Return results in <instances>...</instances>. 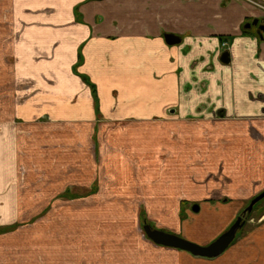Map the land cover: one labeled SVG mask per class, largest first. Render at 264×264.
Here are the masks:
<instances>
[{
	"label": "crops",
	"instance_id": "obj_1",
	"mask_svg": "<svg viewBox=\"0 0 264 264\" xmlns=\"http://www.w3.org/2000/svg\"><path fill=\"white\" fill-rule=\"evenodd\" d=\"M262 15L245 0H0V64L4 70L11 59L5 66L15 82L0 84V104L10 105L0 112V264H264L261 210L215 257L137 232L146 223L206 244L208 232L221 233L240 214L238 201L264 189V30L245 27L254 18L264 24ZM167 34L179 42L167 44ZM198 142L201 169L222 168L205 191L189 187L199 175L191 158V179L179 175L183 153ZM232 169L247 192L216 199L231 212L175 210L182 193L215 199L210 186L228 185ZM103 175L113 185L129 177L125 185H143L139 199L163 201V212L145 220L137 212L126 225L5 230L38 212L22 210L35 177L79 186Z\"/></svg>",
	"mask_w": 264,
	"mask_h": 264
},
{
	"label": "rangeland",
	"instance_id": "obj_2",
	"mask_svg": "<svg viewBox=\"0 0 264 264\" xmlns=\"http://www.w3.org/2000/svg\"><path fill=\"white\" fill-rule=\"evenodd\" d=\"M10 60H11L10 58L3 59V61H5L6 66L8 65ZM5 65H4V70H2L3 65L0 64V72H8L0 75V84L4 86L5 84L8 85L11 83L13 86H15V82H11L10 80V71ZM6 95L8 98L12 94L10 95L7 92ZM1 97L4 98L5 94H2ZM7 109L8 110L10 109L8 100H6L5 106H3V103L0 104V112H4V110L8 111ZM236 127H240V126H236ZM248 128H250L251 131L250 133L251 135H253V138H259L254 136L252 132V126ZM170 135L175 141H179L181 138L179 136V133L177 132H171ZM208 135H209L208 131L207 132L203 131V137H207ZM237 140L238 137H235L234 141ZM199 146L200 147L204 146L203 142H198V144H194L192 146L194 149L193 150L194 153L192 154L189 152L183 153L182 160L184 159V161L181 162L183 166H182L181 174L179 175L182 177V179L183 178L188 179V177L189 179H191L193 175L189 167L190 158H191L192 166L194 165V163H197L196 167L198 168L197 171L199 175L195 181V185H190L189 187L192 190H199L195 188L197 186L198 188H201V191H205V183L211 182V180L214 179V177L219 175L220 171L222 173V168L219 165L221 169L219 168L218 174H214L210 170H205L204 172V169H201V167H203L204 162L206 161V157L203 152L204 150ZM233 146L234 144L230 142V147ZM231 150L234 149L231 148ZM196 158L198 159L196 160ZM155 171L160 172L162 170L150 169V172H155ZM229 174L230 175H229L228 185L222 187H220L219 185L210 186V190L214 189L210 193V196H212V198L215 199L201 201L200 197H196V195H194L193 199H187V196L182 195L183 194L182 193L181 195H179L180 198L178 200H175L174 202L175 210L178 212L179 209V212H192L193 214H198V212H209L210 207L216 206L218 207L217 212H228L229 207L231 212L234 206H230L229 203L223 201L217 202L216 199L218 197L221 198L225 197L227 200H229L228 198L231 197L234 198L240 196L239 195L240 193L244 195L247 192L246 191L247 188H245L242 185V182H240L239 179H236V170L234 169L230 170ZM156 176H157L156 174L152 175V177H156ZM104 177L105 175H103L102 178V180H105V182L103 183H101L102 180L100 181L98 178L94 179L95 181H87L86 178H84L86 184L79 186L74 184H70L68 186L65 185L59 186L57 184V181L60 180L59 178H62L61 176L59 178L57 176L35 177L34 179L37 185L35 184L26 185V188L30 193L25 194L27 197V201H23L22 210L23 212H30L28 207L33 208L35 206L33 209L37 208L38 212L29 213L28 215L22 218L20 223L16 222L12 226L6 227L5 230L13 229L19 226L20 224H33L35 222H38V224L41 225H53V224H61V225H68V224L98 225L99 224L100 226L114 225V224L126 225V224H132L133 220L135 222V216L137 212H139L140 220L146 219L147 212H163V209L161 208L162 205L164 204L163 201H160L158 199H152L146 201L144 199H139L140 197L139 194L142 193L141 189L143 188V185L140 184L139 185L134 184L128 186L125 185L128 184V182L131 180L130 177L128 181L125 183H120L122 180L119 181V179H117L118 180L117 182L119 184L116 185L111 184V182H113V178L111 176L105 177V179ZM47 180L53 183L48 184ZM247 186L254 187L252 186V184ZM65 187L69 188V192L68 190L63 191ZM24 188L25 187H23V189ZM144 188L146 189V187ZM132 189H137L138 193H135ZM220 190H227V192L222 195L220 194ZM30 198H33V200L29 201ZM34 198H36V200H34ZM248 201L249 200H242L241 202L239 201L237 202L239 204L238 212H240V214L242 210L246 207ZM195 205L199 206V209L197 211L193 209V206ZM260 210L264 211V198L255 206L254 209L251 210V212H249L243 218V221L252 218L251 216L254 217L253 212H259ZM141 228L138 227L137 232L140 236H143L144 232L142 231ZM209 228L211 229L214 227L210 226ZM211 232H208L210 240H208L206 244H200V245H207L222 233L219 232V234H216L215 231H214L215 233H213V231ZM240 232H241V228L237 230L236 237L239 236ZM178 236L183 237L182 235H178Z\"/></svg>",
	"mask_w": 264,
	"mask_h": 264
},
{
	"label": "water",
	"instance_id": "obj_3",
	"mask_svg": "<svg viewBox=\"0 0 264 264\" xmlns=\"http://www.w3.org/2000/svg\"><path fill=\"white\" fill-rule=\"evenodd\" d=\"M257 20H253V24ZM249 27V24L247 25ZM165 40L167 44H175L179 42V38L172 34L165 35ZM229 59V53L224 52L221 56V60L227 62ZM264 198V190L254 196L248 205L242 210L241 214L236 217L235 221L229 226L227 230L222 232L217 238L207 245H200L189 241L177 234L170 233L161 229L152 228L148 224L142 226L145 236L157 245H163L167 247H173L181 250H185L195 256L201 257H215L221 254L224 249L233 241L237 230L243 224V218L251 212L255 203ZM193 209L197 211L199 209L198 205L193 206Z\"/></svg>",
	"mask_w": 264,
	"mask_h": 264
},
{
	"label": "flooded vegetation",
	"instance_id": "obj_4",
	"mask_svg": "<svg viewBox=\"0 0 264 264\" xmlns=\"http://www.w3.org/2000/svg\"><path fill=\"white\" fill-rule=\"evenodd\" d=\"M245 1H247V0H245ZM255 1V0H254ZM247 2H249V1H247ZM258 2V1H257ZM249 3H252V2H249ZM253 4V3H252ZM262 4V3H261ZM262 11H263V15L261 16L262 18H264V10L263 9H261ZM253 20H257L256 21V23L255 24H253ZM249 24V27H251V26H256L257 27V29H258V32H260L261 30H264V24H262L261 22H260V19L259 18H254V19H252L251 21H249V22H247L246 24H245V27L246 28H249V27H247V25ZM224 52H227V51H224ZM223 52V53H224ZM222 53V54H223ZM222 54H221V56H222ZM146 224V223H145ZM150 227H152L151 225H150ZM153 228V227H152Z\"/></svg>",
	"mask_w": 264,
	"mask_h": 264
},
{
	"label": "built area",
	"instance_id": "obj_5",
	"mask_svg": "<svg viewBox=\"0 0 264 264\" xmlns=\"http://www.w3.org/2000/svg\"><path fill=\"white\" fill-rule=\"evenodd\" d=\"M249 2H252L254 5L259 6L261 9L264 10V4H261L260 2L254 1V0H247ZM222 46H227L226 42H222Z\"/></svg>",
	"mask_w": 264,
	"mask_h": 264
},
{
	"label": "trees",
	"instance_id": "obj_6",
	"mask_svg": "<svg viewBox=\"0 0 264 264\" xmlns=\"http://www.w3.org/2000/svg\"><path fill=\"white\" fill-rule=\"evenodd\" d=\"M254 197V196H253ZM253 197H251L250 199H249V201H248V203L250 202V200L253 198ZM262 200V199H261ZM261 200H259L257 203H255V205L253 206V208L252 209H254L255 208V206L261 201ZM248 203H247V205H248ZM246 205V206H247ZM246 223V220H244L243 221V224H242V226L244 225Z\"/></svg>",
	"mask_w": 264,
	"mask_h": 264
}]
</instances>
